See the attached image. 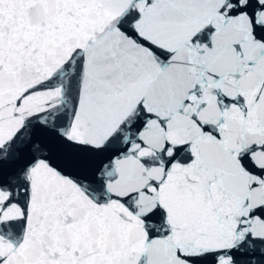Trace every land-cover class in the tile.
<instances>
[{
	"label": "snow or ice",
	"instance_id": "1",
	"mask_svg": "<svg viewBox=\"0 0 264 264\" xmlns=\"http://www.w3.org/2000/svg\"><path fill=\"white\" fill-rule=\"evenodd\" d=\"M0 264H264V0H0Z\"/></svg>",
	"mask_w": 264,
	"mask_h": 264
}]
</instances>
